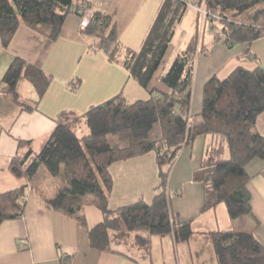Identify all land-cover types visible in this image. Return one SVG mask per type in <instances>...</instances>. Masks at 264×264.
<instances>
[{
	"label": "trees",
	"instance_id": "16d2710c",
	"mask_svg": "<svg viewBox=\"0 0 264 264\" xmlns=\"http://www.w3.org/2000/svg\"><path fill=\"white\" fill-rule=\"evenodd\" d=\"M85 0H0L1 46L8 49L21 26L50 42L62 35L70 14L85 7ZM211 25L213 43L229 50L249 46L264 37V0H199ZM87 7V6H86ZM89 8V7H87ZM189 8V0H164L144 44L130 68L131 77L150 93L147 101L130 104L122 94L91 107L85 114L62 113L57 126L39 151L29 141H19V153L10 164L11 173L28 183L37 181L41 167L59 183L53 198L43 200L48 210L76 220L88 230L91 248L100 252L150 254L154 236H172L176 244L189 242L195 232L170 210L169 178L180 152L197 138L223 137L230 159L216 161V149L204 154L194 181L202 185V212L224 204L231 220L252 217L250 177L246 166L264 160V136L256 123L264 113V68L239 67L223 82L212 79L204 88L202 121L195 123L191 112V87L197 60L210 54L209 46L195 35L159 77L167 91L152 89L172 46L177 26ZM90 9V8H89ZM88 36L116 41L113 18L93 12ZM26 79L37 91L33 104L17 91ZM51 78L24 59H13L1 86L10 101L23 111H34L46 94ZM78 83L72 84L76 90ZM83 122L89 133L80 138L75 127ZM154 153L160 185L151 203L140 200L115 211L109 208L113 190L110 167L115 163ZM0 194V226L20 221L26 212V188ZM96 207L103 220L89 228L86 210ZM212 245L218 264H264V245L251 233L216 231L203 234Z\"/></svg>",
	"mask_w": 264,
	"mask_h": 264
},
{
	"label": "crops",
	"instance_id": "0c3cea01",
	"mask_svg": "<svg viewBox=\"0 0 264 264\" xmlns=\"http://www.w3.org/2000/svg\"><path fill=\"white\" fill-rule=\"evenodd\" d=\"M163 2L85 0L84 6L93 12L113 18L118 31L114 42L86 35L77 14L68 16L61 37L53 43L25 26L18 29L8 49L1 46L0 38V194L28 186L24 218L0 226V264H218L212 245L203 235L216 231L251 233L264 245V160L255 159L246 166L256 221L252 217L231 220L224 204L202 212L204 190L194 181V174L200 169L208 149H216L217 162L230 159L227 143L220 136L197 138L191 147L180 152L170 174L171 213L182 222H190L195 236L179 244L169 235L154 236L149 255L135 248L121 253L91 248L86 228L43 205V200L55 196L59 187L56 179L47 174L50 186L39 180L28 183L10 171L13 158L24 152L19 150L18 142L29 141L32 148L39 151L55 130L62 113L80 116L119 94L130 104L150 99V93L131 77L130 68ZM201 42L204 44L203 39ZM208 46L210 54L198 58L190 90L192 116L199 115L194 118L195 123L202 121L204 88L209 81L223 82L239 67L264 68V37L248 47L239 45L232 50L221 43L214 44L213 39ZM171 49L172 46L169 51ZM16 57L40 68L51 78L46 94L32 112L13 104L1 86L4 74ZM164 70L165 65L152 84V89L158 92L167 91L159 82ZM78 81L80 84L73 90L72 84ZM17 91L29 104L38 100L36 89L26 79L20 80ZM256 130L264 136V113L257 120ZM110 174L113 190L109 208L112 211L140 200L151 203L158 193L159 168L154 153L115 163L110 167ZM90 208L86 210L89 228L103 220L101 212L99 216Z\"/></svg>",
	"mask_w": 264,
	"mask_h": 264
},
{
	"label": "rangeland",
	"instance_id": "374dc122",
	"mask_svg": "<svg viewBox=\"0 0 264 264\" xmlns=\"http://www.w3.org/2000/svg\"><path fill=\"white\" fill-rule=\"evenodd\" d=\"M199 0H189V8L186 11L182 21L179 23L176 29L175 36L172 42V49L169 51L166 59H165V71H167L173 61L175 60L176 56L182 51L186 44L195 36L197 35L200 40H204V44L208 46L211 40L214 38V35L211 30V25L208 20V17L205 15L202 8L199 9ZM75 132L77 135L82 138L83 136L89 133L88 128L86 125L81 122L75 127ZM48 172L45 167H41L38 175L37 180L40 183L50 186L49 181L46 180ZM91 207L90 210H93L94 213H97L101 216L100 211L96 207ZM88 207V208H89ZM90 212V213H93ZM91 218H93V214H90ZM98 217V216H97ZM172 255L174 257V252L172 251Z\"/></svg>",
	"mask_w": 264,
	"mask_h": 264
},
{
	"label": "built area",
	"instance_id": "2783aa9c",
	"mask_svg": "<svg viewBox=\"0 0 264 264\" xmlns=\"http://www.w3.org/2000/svg\"><path fill=\"white\" fill-rule=\"evenodd\" d=\"M77 13L81 19V28L85 29L90 24L93 18V11L86 6L77 10Z\"/></svg>",
	"mask_w": 264,
	"mask_h": 264
}]
</instances>
